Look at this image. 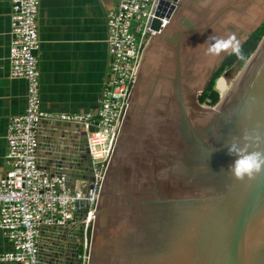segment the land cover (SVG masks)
<instances>
[{"label": "water", "instance_id": "obj_1", "mask_svg": "<svg viewBox=\"0 0 264 264\" xmlns=\"http://www.w3.org/2000/svg\"><path fill=\"white\" fill-rule=\"evenodd\" d=\"M154 14L97 181L86 264H264V170L233 178L224 145L242 131L264 133V31L234 65L221 66L230 49L207 52L215 39L241 46L260 28L264 0H158ZM218 69V100L201 102ZM86 134L82 124L41 119L39 170L63 175L70 190L83 181L86 192ZM86 210L39 227L37 264H80Z\"/></svg>", "mask_w": 264, "mask_h": 264}, {"label": "built area", "instance_id": "obj_2", "mask_svg": "<svg viewBox=\"0 0 264 264\" xmlns=\"http://www.w3.org/2000/svg\"><path fill=\"white\" fill-rule=\"evenodd\" d=\"M9 76L26 81V104L10 118L6 133L5 171L0 175V231L12 249L0 252V263L37 264L41 225L72 222L74 211L87 204L83 219L80 264H86L97 181L107 158L123 103L126 102L148 41L158 0H118L106 12L107 71L97 112L52 113L41 108L37 49L40 0H9ZM162 28L169 17H159ZM58 119L83 125L87 135L93 180L78 181L73 190L65 177L47 176L36 164L37 124ZM92 126V131L88 127Z\"/></svg>", "mask_w": 264, "mask_h": 264}, {"label": "crops", "instance_id": "obj_3", "mask_svg": "<svg viewBox=\"0 0 264 264\" xmlns=\"http://www.w3.org/2000/svg\"><path fill=\"white\" fill-rule=\"evenodd\" d=\"M117 1L40 0L36 53L43 110L97 112L108 61L106 12L114 9ZM9 13L10 1L0 0V175L6 167L10 118L21 114L26 104V81L9 76ZM11 249V243L0 231V252Z\"/></svg>", "mask_w": 264, "mask_h": 264}, {"label": "clouds", "instance_id": "obj_4", "mask_svg": "<svg viewBox=\"0 0 264 264\" xmlns=\"http://www.w3.org/2000/svg\"><path fill=\"white\" fill-rule=\"evenodd\" d=\"M230 49L238 58L243 57L240 42L233 37L215 39L207 52L212 55ZM227 153L233 157L228 170L237 180L251 179L264 170V133L256 130L242 131L225 142Z\"/></svg>", "mask_w": 264, "mask_h": 264}, {"label": "trees", "instance_id": "obj_5", "mask_svg": "<svg viewBox=\"0 0 264 264\" xmlns=\"http://www.w3.org/2000/svg\"><path fill=\"white\" fill-rule=\"evenodd\" d=\"M264 31V25L258 28L255 32H253L249 38L242 43L241 45V51L243 53L242 58H238L235 54H229L225 57L223 63L221 66H228L229 64H232L235 60H244L245 58L248 57V55L253 51V49L256 47L259 39L261 38L262 34ZM221 69H218L211 81L209 82L208 86L206 89L201 93L199 99L201 102H204L205 100H209L211 103H215L218 100V92L217 89H215L214 82L215 79L217 78L218 74L220 73Z\"/></svg>", "mask_w": 264, "mask_h": 264}, {"label": "flooded vegetation", "instance_id": "obj_6", "mask_svg": "<svg viewBox=\"0 0 264 264\" xmlns=\"http://www.w3.org/2000/svg\"><path fill=\"white\" fill-rule=\"evenodd\" d=\"M263 24H264V18L262 19V21H261V23H260V25H259L258 27H261ZM223 61H224V60H223ZM237 61H238V60H235L231 65L236 64ZM231 65H229V66H231Z\"/></svg>", "mask_w": 264, "mask_h": 264}]
</instances>
